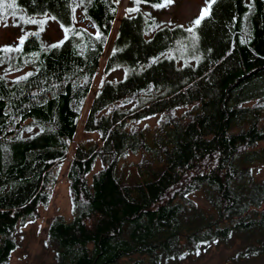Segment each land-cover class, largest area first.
<instances>
[{"label": "trees", "instance_id": "obj_1", "mask_svg": "<svg viewBox=\"0 0 264 264\" xmlns=\"http://www.w3.org/2000/svg\"><path fill=\"white\" fill-rule=\"evenodd\" d=\"M16 4L15 17L0 9L26 35L20 51L0 52V264L17 227L48 206L85 108L82 131L100 143L78 142L70 155L72 217L47 229L55 264H160L232 235L249 243L235 259L264 255V178L255 176L264 167V0H215L180 66L164 55L187 43L189 27L121 13V0ZM45 12L68 28L58 46L25 22ZM105 52L103 74L126 75L86 106ZM132 101L139 106L120 107Z\"/></svg>", "mask_w": 264, "mask_h": 264}, {"label": "rangeland", "instance_id": "obj_2", "mask_svg": "<svg viewBox=\"0 0 264 264\" xmlns=\"http://www.w3.org/2000/svg\"><path fill=\"white\" fill-rule=\"evenodd\" d=\"M245 3L249 6L252 0H245ZM206 7V0H171L170 3L160 7L154 8L144 3H129V0H121L120 12H126L127 8H137V11L133 13L141 12L146 13L149 17L161 25L173 27L176 25L191 27L192 21L200 15L203 8ZM148 16H146L147 18ZM43 31L40 36L43 44L50 45L57 42L63 37V30L52 20H47L42 25ZM196 32V29H195ZM116 33V25L113 28V32L107 49L111 42L112 37ZM23 32L21 26L16 19L11 16L0 21V47L6 45H18V37L22 36ZM185 41L187 43H185ZM184 41V45L178 46L175 51H168L164 56L178 57L177 65H181L184 50L186 46L195 45L197 40L193 42L191 35L189 34L188 40ZM191 48V47H190ZM110 49V48H109ZM108 51V50H107ZM106 51V52H107ZM105 56L100 65L101 71L98 74L95 82L92 86V91L88 96L86 106H88L90 100L94 96L95 92L100 89L104 82H116L122 79L126 75V71L123 68L113 70L109 74H103V65L105 62ZM24 70L10 74L8 77L13 79L21 75ZM143 99H141V102ZM139 106V102H130L128 105L120 106L125 110L133 109ZM86 109V108H85ZM84 109L83 115L79 122L75 140L71 144L70 155L74 152L76 144L90 143L95 141L100 143L95 134H87L82 131L84 123V115L86 110ZM156 119L151 118L139 124L142 126L144 123L154 125ZM66 157L65 162L61 165L59 170V180L56 186L53 187L51 192V200L47 207H39L38 216L36 219L26 221L24 225L17 227L13 235L15 241V249L13 250L8 262L6 264H55L56 253L51 250L52 246L48 244L47 229L53 219L69 220L72 217L70 197L68 192V183L66 181V175L69 165L72 161L71 156ZM139 157L129 155L127 161L136 162ZM101 168L99 161L95 163L92 173L98 171ZM259 179L264 178V167H261L255 174ZM199 206H205L206 203L201 198H196ZM249 243H245L241 235H232L227 242H221L215 245H210L198 254L182 253L179 257L171 259H162L160 264H264V255L252 257L250 259H235V257L242 253L245 247ZM150 264V263H149Z\"/></svg>", "mask_w": 264, "mask_h": 264}, {"label": "snow or ice", "instance_id": "obj_3", "mask_svg": "<svg viewBox=\"0 0 264 264\" xmlns=\"http://www.w3.org/2000/svg\"><path fill=\"white\" fill-rule=\"evenodd\" d=\"M84 0H81V3H83ZM90 2V0H89ZM115 2H119V0H115ZM140 0H134V3H139ZM171 0H163L162 3H157V4H153L152 7L154 8H160L168 3H170ZM215 2V0H206V7L203 8L200 12V15L192 21V26L189 27L187 29V31L190 33L191 35V38L193 40V42H195L197 39H198V36L195 32V28L196 26H199L201 21L206 17V16H209L210 15V9H211V5ZM17 7V4H16V0H11V2H6V0H0V9H3V10H7V9H13V11L11 12V15L13 17L17 16V12L15 11ZM73 12H75V8L73 7ZM138 9L137 8H129V9H126V14L127 12H131V11H137ZM114 11V9L112 10ZM3 15V12H0V17H2ZM40 15H43L45 17L44 20H35V19H32L31 17H28L25 19V22L26 23H32V24H40V25H43L44 23H46L47 19H52V20H56V17L55 16H48V14L45 12V13H41ZM73 19L75 20V17H73ZM235 19V18H234ZM61 28H63L64 30V39H67L68 38V28L66 26H64L63 24H61ZM41 31H43V28L40 29ZM76 35H79V33H76ZM95 35L97 36V38H100L101 37V33L99 31H97L95 33ZM26 39V35H22L20 37H18V40H19V45H15V46H12V45H6V46H2L0 47V52H11V51H20L21 48H20V45H23L24 41ZM62 41H58L56 45H53V46H58L59 43H61ZM245 42V39L242 37L241 38V43H244ZM155 59V58H154Z\"/></svg>", "mask_w": 264, "mask_h": 264}]
</instances>
